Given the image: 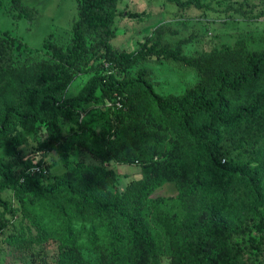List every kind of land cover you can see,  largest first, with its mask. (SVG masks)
I'll use <instances>...</instances> for the list:
<instances>
[{"label": "trees", "instance_id": "16d2710c", "mask_svg": "<svg viewBox=\"0 0 264 264\" xmlns=\"http://www.w3.org/2000/svg\"><path fill=\"white\" fill-rule=\"evenodd\" d=\"M118 2L79 0L72 44L64 49L49 35V59L18 62L24 46L0 36V149L12 146L18 156V147L36 142L18 166L0 158V194L9 193L0 242H27L26 222L39 231L30 243L57 244L59 264H87L85 244L97 264H161L163 257L168 264H264V49H249L241 37L185 55L181 44L163 40L159 26L123 59L110 43ZM11 4L31 17L20 0ZM152 59L194 70L199 80L180 95H158L149 71L126 73ZM90 69L82 90L66 96L75 74ZM115 96L120 108L106 105ZM99 118L104 128L97 131ZM55 149L65 158L78 150L96 163H66L50 178L44 158ZM110 162L140 166L142 176L120 189ZM251 163L262 170L258 182L236 175ZM31 167L41 171L27 173ZM165 183L178 194L151 198ZM251 227L261 232L259 244Z\"/></svg>", "mask_w": 264, "mask_h": 264}, {"label": "rangeland", "instance_id": "374dc122", "mask_svg": "<svg viewBox=\"0 0 264 264\" xmlns=\"http://www.w3.org/2000/svg\"><path fill=\"white\" fill-rule=\"evenodd\" d=\"M186 1V0H182ZM206 7L198 9L194 6L182 9L178 4L167 0H119L115 9L113 22V38L111 46L123 59L136 54L142 45L153 38L159 26L166 29L163 40L169 44H181L185 55H196L209 52L214 47L232 45L236 38L244 37L249 49H264V0H199ZM21 5L28 8L31 17L20 16L12 6L11 0H0V36L7 34L20 42L24 47L16 58L22 62L25 58L34 60L49 59L44 49V41L52 35V41L62 48H68L73 42L72 26L77 19L79 0H20ZM185 43H182L184 42ZM142 70L149 71V80L158 95H180L187 87L198 80L194 70L182 69L172 62L162 59L141 62L130 68L126 73L136 77ZM93 70L75 74L72 85L67 89L66 96L75 97L84 87ZM96 130L104 128V119L99 118ZM68 126L63 128V134ZM44 129L41 136L44 138ZM12 146L0 149V158L14 162L18 166V158L23 160L31 155L36 147L34 140H29L18 147V156L12 155ZM64 157V151L53 150L44 158L48 166V174L53 177L66 169V163L74 167L76 162L95 164L86 153L76 151ZM107 168L113 169L119 176V188L123 189L130 180L142 176V169L136 165H125L110 162ZM236 175H246L253 181H259L262 170L257 163L235 169ZM1 178V177H0ZM264 194V190L262 189ZM175 185L165 183L158 186L151 198L175 197ZM9 193L0 194V218L4 211ZM264 213V206H259ZM17 230L19 227H16ZM23 235L27 242L7 244L0 242V264H59L60 249L53 241L30 243L29 236H36L39 231L23 223ZM251 239L259 244L261 232L251 227ZM81 253L87 264H97L96 255L83 245ZM161 264H168L165 257Z\"/></svg>", "mask_w": 264, "mask_h": 264}, {"label": "built area", "instance_id": "2783aa9c", "mask_svg": "<svg viewBox=\"0 0 264 264\" xmlns=\"http://www.w3.org/2000/svg\"><path fill=\"white\" fill-rule=\"evenodd\" d=\"M112 104H114L117 108H120L121 107L120 97L115 96L113 100L107 101L106 103L107 106H112ZM40 171H41V168L39 167H31L26 170L27 173H34V172H40Z\"/></svg>", "mask_w": 264, "mask_h": 264}]
</instances>
